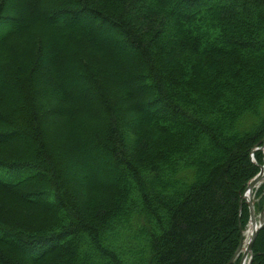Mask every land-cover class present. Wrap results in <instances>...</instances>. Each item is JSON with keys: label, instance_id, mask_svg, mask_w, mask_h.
Returning a JSON list of instances; mask_svg holds the SVG:
<instances>
[{"label": "trees", "instance_id": "1", "mask_svg": "<svg viewBox=\"0 0 264 264\" xmlns=\"http://www.w3.org/2000/svg\"><path fill=\"white\" fill-rule=\"evenodd\" d=\"M52 2L0 0V264H227L264 164V0Z\"/></svg>", "mask_w": 264, "mask_h": 264}, {"label": "water", "instance_id": "2", "mask_svg": "<svg viewBox=\"0 0 264 264\" xmlns=\"http://www.w3.org/2000/svg\"><path fill=\"white\" fill-rule=\"evenodd\" d=\"M263 149H264V139H263V142L260 146H257L252 150L251 156L253 157V154L255 152L262 151ZM263 168H264V165L258 166L259 171L255 175V177H253L249 181V183L247 184V187H246L243 195L241 196V201L239 204L240 210L242 208L243 203H245L247 205L248 210H249V222H250V224H253V226H254L253 232L251 233V236H250L248 242L245 244L244 232L241 231V238H240L239 246L227 264H233L239 256H241L239 264H243L245 262V260H247V264H251V262H252L253 243H254L255 238H256L258 232L260 231V229H262L264 227V204H263V207H262L260 214L258 215V220H256L255 215H254V211H253L252 194H253V191L259 187L262 180L264 179V169ZM246 193L249 194V198L247 200L245 199ZM256 221L258 222V227H256L257 226Z\"/></svg>", "mask_w": 264, "mask_h": 264}, {"label": "rangeland", "instance_id": "3", "mask_svg": "<svg viewBox=\"0 0 264 264\" xmlns=\"http://www.w3.org/2000/svg\"><path fill=\"white\" fill-rule=\"evenodd\" d=\"M52 3H54V2H52V0H43V5H44V7H47V6H49L50 4H52ZM82 53H83V55H85V58H86V54H89V52L86 50V49H82ZM90 60L92 61L93 59L92 58H90ZM75 91H79V92H81V90H79V89H76ZM74 91V92H75ZM81 94H83V93H81ZM82 96H84V100H86V98L87 97H90L91 96V94L90 93H88V95H86V94H84V95H82ZM82 106V108H87V106H88V104L86 103V102H84L83 104H81ZM81 107L79 108V110L81 109ZM251 158V161L254 163V165H258L256 162H255V159H254V157H250ZM264 155H263V153H262V160L264 161ZM90 163V162H89ZM90 165H92V166H99V164H95L94 162H91L90 163ZM264 164H260V165H258V166H263ZM260 185H263L264 186V180L261 182V184ZM259 185V186H260ZM259 188V187H258ZM257 188V189H258ZM257 189L256 190H254L253 191V194H252V202H253V211H254V215H255V219L256 220H258V215L260 214V212H261V210H262V207H263V204H264V189H263V193H262V196H263V201H262V204H261V207L258 209V203H259V198L258 197H255V192L257 191ZM1 199H4L3 197H1ZM247 209H248V207H247ZM15 211L17 212L18 211V207H17V205H16V207H15ZM19 212H21L22 214H24V212H23V208H21L20 209V211ZM38 213V212H37ZM35 211H34V213H33V215L31 216V218H35V219H40L43 215H39V214H37ZM249 225H250V222H249V210H248V221H247V223H246V225H245V227H244V229L242 230L244 233H245V231L248 229V227H249ZM244 241H245V235H244ZM238 259H239V263H240V259H241V256H239L238 257Z\"/></svg>", "mask_w": 264, "mask_h": 264}, {"label": "bare ground", "instance_id": "4", "mask_svg": "<svg viewBox=\"0 0 264 264\" xmlns=\"http://www.w3.org/2000/svg\"><path fill=\"white\" fill-rule=\"evenodd\" d=\"M262 153H263V155H264V149L262 150ZM263 169H264V168H263ZM263 180H264V179H263ZM263 180H262V181H263ZM248 198H249V194L246 193V194H245V199L247 200ZM256 222H257V221H256ZM256 224H257L256 227H258V222H257ZM253 229H254L253 224H250L249 227H248V229L245 231V233H244V235H245V244L248 242V240H249V238H250V236H251V233L253 232ZM243 264H247V260H245V262H244Z\"/></svg>", "mask_w": 264, "mask_h": 264}]
</instances>
